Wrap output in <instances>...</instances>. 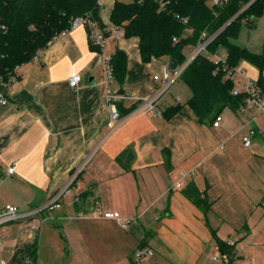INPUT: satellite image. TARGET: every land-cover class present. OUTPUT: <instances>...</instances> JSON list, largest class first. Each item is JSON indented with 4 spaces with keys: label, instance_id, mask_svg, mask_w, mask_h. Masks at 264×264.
<instances>
[{
    "label": "crops",
    "instance_id": "obj_1",
    "mask_svg": "<svg viewBox=\"0 0 264 264\" xmlns=\"http://www.w3.org/2000/svg\"><path fill=\"white\" fill-rule=\"evenodd\" d=\"M115 1L98 0L106 37L101 51L91 48L84 26L62 34L17 68L9 102L0 104V210L40 205L84 163L75 192L81 198L89 193L84 206L65 201L49 223L34 221L35 233H22L20 223L0 226V264H22L34 245L35 264H224L214 256L230 239L234 263L264 264V141L243 144L251 126L264 125V115L247 106L226 109L214 127L215 120L200 122L180 96L168 95L172 87L159 102L162 114L133 113L171 59L144 63L137 37L116 36L110 21ZM260 28L264 32V19ZM117 49L127 54L128 71L112 91H123L117 106L128 115L109 133L102 62ZM214 56L225 61L226 48ZM241 69L258 80L252 64ZM76 74L81 82L73 88L69 79ZM125 150L133 155L128 168L117 160ZM181 173L184 185L175 188ZM192 184L204 205L186 195ZM96 202L101 212L131 219L129 227L93 215ZM140 248L154 254L136 261Z\"/></svg>",
    "mask_w": 264,
    "mask_h": 264
},
{
    "label": "trees",
    "instance_id": "obj_2",
    "mask_svg": "<svg viewBox=\"0 0 264 264\" xmlns=\"http://www.w3.org/2000/svg\"><path fill=\"white\" fill-rule=\"evenodd\" d=\"M163 1L164 7L158 0H116L110 21L125 37L139 39L144 63L168 57L182 65L198 46L202 32L218 33L207 52L198 54L180 77L191 91L187 104L200 122L209 123L226 109L237 112L246 106V94L234 95L235 82L229 74L244 60L258 68L257 85L264 95V48L253 53L233 42L243 21L250 28L255 27L264 14V0H230L217 9L209 4L210 0ZM85 16L104 28L98 0H0V76L5 81L13 76L17 79V68L32 61L38 52L68 31L75 18ZM182 18H188V23L184 24ZM90 46L101 51L92 41ZM219 47L226 48L227 58L216 62L213 55ZM112 64L115 81L121 86L128 71L125 51L117 49ZM118 108L123 115L128 114V110ZM180 108L181 105L172 107L165 114L171 117ZM132 157V152L125 150L117 160L128 168ZM186 195L197 205H204L194 184L186 189ZM88 196L89 193L82 196L78 208L86 204ZM220 249L224 264H234V247L220 242ZM36 259L37 245H34L22 263L28 260V264H35Z\"/></svg>",
    "mask_w": 264,
    "mask_h": 264
},
{
    "label": "built area",
    "instance_id": "obj_3",
    "mask_svg": "<svg viewBox=\"0 0 264 264\" xmlns=\"http://www.w3.org/2000/svg\"><path fill=\"white\" fill-rule=\"evenodd\" d=\"M162 7L165 6L163 0H158ZM230 0H210L209 4L217 8H222L227 5ZM179 18V17H178ZM182 22L184 24L188 23V18H182ZM81 26H84L87 29L88 36L90 41H92L96 46L103 49L106 43V37L103 29L98 25V23L90 18L89 16L78 17L75 18L72 22L71 28L68 30L77 29ZM66 31V32H68ZM65 32V33H66ZM116 36L119 37L123 34L122 30L119 28H115ZM64 34V33H63ZM218 33L213 35H208L207 32H202L200 42L198 46L190 53L186 62L182 65H178L177 68L173 71L175 73L171 74V69L169 66H165L162 73L159 75H154L153 77V85L151 86L149 94L141 100L140 106L133 110V113H154L157 115L162 114V110L159 106V102L162 97L169 91L171 86L175 81L180 79L182 73L186 69V67L194 60V58L200 53H206L208 45L216 38ZM213 58L218 61H223L220 58H217L213 55ZM103 69V79L102 86L104 87L108 106L110 109V121L108 123L109 133L114 129L119 127L124 118L123 115L117 106V102L120 99V95L113 93L112 84L115 81L114 77V68L112 64V56H105L102 62ZM230 76L233 78L235 82V87L233 90L234 95H240L242 93L246 94V106L248 108H255L258 114L264 115V95L262 94L259 86L257 85V81L249 78L246 75V72L241 68H235L233 71L229 72ZM239 77L245 79V82L242 83L239 80ZM16 77L9 78L8 81H5L3 77L0 76V104L6 105L8 100V89L9 87L16 81ZM81 82V76L76 74L70 77L69 84L73 88H77ZM130 114V113H129ZM222 122V117L218 116L214 123V127H219ZM261 139L264 141V125L262 126H251L247 132V134L243 137V144L245 147H250L253 143V140ZM85 163L78 166L70 175L67 182L61 186L57 191L52 193L50 197L40 205H37L29 210H21L17 206L14 205H6L2 210H0V226L7 225L9 223H20L21 224V232L22 233H35L37 230V225L34 224V221H37L38 224L43 225L45 223H49L52 220V214L62 209L65 201H68L72 206H77L81 203V197L79 194H76V182L80 175L84 171ZM9 174L14 173V167H10L8 170ZM185 173H181L179 180L175 183V188H182L184 185V181L186 178ZM95 216H101L105 219L111 220H120L122 221V226L124 228H128L131 219H124L121 217L119 212L108 211L101 212L99 210V203L94 204V210L92 212ZM78 215H85L84 212H78ZM5 239V235L0 237V246L3 244V240ZM227 245L230 247L234 246L233 240H228ZM154 252L151 249L140 248L134 253V259L136 261H140L146 256H152ZM234 254H236L234 252ZM223 258V254L221 249L218 250L216 255L214 256V260H220ZM28 260H26L22 264H28ZM5 264V263H1ZM234 264H239L235 262ZM240 264H252L249 261H243Z\"/></svg>",
    "mask_w": 264,
    "mask_h": 264
},
{
    "label": "rangeland",
    "instance_id": "obj_4",
    "mask_svg": "<svg viewBox=\"0 0 264 264\" xmlns=\"http://www.w3.org/2000/svg\"><path fill=\"white\" fill-rule=\"evenodd\" d=\"M263 19H264V14L257 19L256 21L257 27L254 29L250 28L247 21H243L240 32L237 37L233 38V42L239 45L240 47H242L243 49L261 52L263 50V45H264V32L262 28H260V22ZM121 37H124V34H122ZM247 63L249 62L245 60L240 62L239 68L244 67V65ZM251 69L252 68H250V66L248 65V71H251ZM170 72L172 75L175 73V71L173 70H171ZM241 78L242 77H239V80H241ZM117 85H119L118 82L114 81L112 87L114 86L116 87ZM171 87L172 88L168 95L174 94L175 96H180L182 103L187 102L189 98L187 96H189L188 94H190L191 92L187 84L182 79H178L177 81H175Z\"/></svg>",
    "mask_w": 264,
    "mask_h": 264
},
{
    "label": "water",
    "instance_id": "obj_5",
    "mask_svg": "<svg viewBox=\"0 0 264 264\" xmlns=\"http://www.w3.org/2000/svg\"><path fill=\"white\" fill-rule=\"evenodd\" d=\"M177 66H178V63L176 62V60H171V63H170V65H169V68L171 69V70H175L176 68H177ZM119 94L121 95H123V91H120L119 92Z\"/></svg>",
    "mask_w": 264,
    "mask_h": 264
}]
</instances>
